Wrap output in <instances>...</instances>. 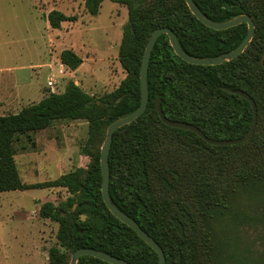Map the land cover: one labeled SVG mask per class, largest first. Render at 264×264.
Masks as SVG:
<instances>
[{
    "label": "trees",
    "instance_id": "16d2710c",
    "mask_svg": "<svg viewBox=\"0 0 264 264\" xmlns=\"http://www.w3.org/2000/svg\"><path fill=\"white\" fill-rule=\"evenodd\" d=\"M102 1L85 0L87 13L96 15ZM110 1L127 7L117 53L126 75L118 86L93 96L68 80L62 92H49L15 114L0 116V193L64 188L69 194L57 204L44 202L38 210L39 218L57 223L56 241L68 251L49 248L48 264H69L72 252L81 247L130 264H157L156 253L104 205L97 145L109 124L139 106V71L153 30L172 29L181 49L198 57L231 51L247 33L245 23L221 31L205 27L184 0ZM192 1L215 22L249 15L253 37L238 57L214 66L188 64L174 54L166 35L156 39L147 71V107L112 137L108 193L118 210L159 244L164 264H264V208L249 213L244 204L264 205V0ZM75 20L57 10L47 15L52 29ZM59 59L69 71L82 63L73 50H63ZM227 90L244 91L257 109L254 131L242 144L210 145L191 131L163 124L157 115L159 100L166 118L190 123L208 138H240L251 126L252 108ZM63 119L88 122L83 147L88 165L54 180L23 183L14 160L18 136ZM242 227L262 230L256 233L261 249L239 239L234 228ZM78 264L109 263L82 256Z\"/></svg>",
    "mask_w": 264,
    "mask_h": 264
},
{
    "label": "rangeland",
    "instance_id": "374dc122",
    "mask_svg": "<svg viewBox=\"0 0 264 264\" xmlns=\"http://www.w3.org/2000/svg\"><path fill=\"white\" fill-rule=\"evenodd\" d=\"M84 2L0 0V116L15 114L40 101L50 92L46 87L49 79L58 81L55 93L62 92L72 80L88 94L100 96L115 89L125 77L117 53L127 7L103 0L98 13L90 15ZM53 10L76 20L52 29L47 15ZM63 50H73L82 59L77 70L69 71L60 63ZM88 137L86 120L69 119L55 120L44 130L19 135L14 143V160L22 182L41 183L86 168L89 157L83 147ZM101 144L97 145L99 149ZM68 196L64 188L0 193V264H48L49 248L59 247L55 237L58 225L39 218L38 210L44 202L57 204ZM244 204L249 213L264 208L263 203ZM234 230L242 242H253L251 249H261L256 240L260 228Z\"/></svg>",
    "mask_w": 264,
    "mask_h": 264
},
{
    "label": "water",
    "instance_id": "95a60500",
    "mask_svg": "<svg viewBox=\"0 0 264 264\" xmlns=\"http://www.w3.org/2000/svg\"><path fill=\"white\" fill-rule=\"evenodd\" d=\"M188 10L190 13L205 27H208L212 30L221 31L226 30L228 28L234 27L236 25L245 23L247 26V33L241 43L233 50L227 51L212 57H198L193 56L185 52L181 49L175 32L168 28V27H158L152 31L150 34L148 41L146 43L142 62L139 71V83H140V103L136 110L133 112L122 116L111 124H109L106 128L105 138L101 144L100 152H99V164H100V173H101V197L103 200L104 205L108 209V211L117 218L121 223L125 224L127 227L132 229L136 235L145 243L147 244L157 255L158 261L157 264H164L165 263V255L159 246V244L151 238L143 229L130 217L123 214L118 208L114 205L113 201L111 200L108 189H109V169H108V156L111 147L112 137L115 131L120 129L121 127L128 125L135 121L139 116H141L146 107L148 102V89H147V71H148V64L152 49L154 47L156 39L160 35H166L168 37V43L172 48L174 54L179 57L182 61L191 64V65H201V66H214L220 65L224 62L230 61L236 57H238L243 51L245 50L248 43L251 41L253 34H254V22L249 15H238L232 19L223 22H215L204 16L199 8L194 4L192 0H184ZM232 94L239 95L246 99L252 108V123L249 130L240 138L237 139H211L205 136L197 127L190 123L180 122L175 120H170L166 118L162 111L160 101H156V112L161 120V122L171 128H177L182 130H188L196 135H198L203 141L210 145L214 146H229V145H238L246 142L252 135L256 120H257V109L253 99L244 91L241 90H227ZM81 219H84V216H81ZM82 256H91L101 261H104L109 264H130L129 262L112 256L108 255L103 251L91 248V247H81L76 249L72 252L69 260V264H78L80 258Z\"/></svg>",
    "mask_w": 264,
    "mask_h": 264
},
{
    "label": "built area",
    "instance_id": "2783aa9c",
    "mask_svg": "<svg viewBox=\"0 0 264 264\" xmlns=\"http://www.w3.org/2000/svg\"><path fill=\"white\" fill-rule=\"evenodd\" d=\"M61 72V71H60ZM58 81L56 79H49L46 82V87L50 90L51 93H55V86L57 85Z\"/></svg>",
    "mask_w": 264,
    "mask_h": 264
},
{
    "label": "crops",
    "instance_id": "0c3cea01",
    "mask_svg": "<svg viewBox=\"0 0 264 264\" xmlns=\"http://www.w3.org/2000/svg\"><path fill=\"white\" fill-rule=\"evenodd\" d=\"M43 98V97H42ZM2 193V192H1Z\"/></svg>",
    "mask_w": 264,
    "mask_h": 264
}]
</instances>
